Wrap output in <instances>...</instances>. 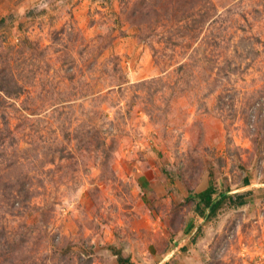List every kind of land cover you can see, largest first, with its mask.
Returning <instances> with one entry per match:
<instances>
[{"label": "rangeland", "instance_id": "obj_1", "mask_svg": "<svg viewBox=\"0 0 264 264\" xmlns=\"http://www.w3.org/2000/svg\"><path fill=\"white\" fill-rule=\"evenodd\" d=\"M119 257L264 264V0H0V264Z\"/></svg>", "mask_w": 264, "mask_h": 264}, {"label": "trees", "instance_id": "obj_2", "mask_svg": "<svg viewBox=\"0 0 264 264\" xmlns=\"http://www.w3.org/2000/svg\"><path fill=\"white\" fill-rule=\"evenodd\" d=\"M244 194H236V195H228L227 193H217L213 185L209 184L199 195L197 198V202L195 205V209L200 216H204L207 211L208 214L212 215L214 210L221 206L225 201L232 203L236 206H240L245 204ZM119 264H138L130 260V258H118ZM167 264V263H164Z\"/></svg>", "mask_w": 264, "mask_h": 264}]
</instances>
